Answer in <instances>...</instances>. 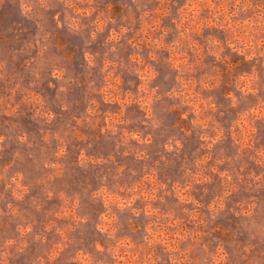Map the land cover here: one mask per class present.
<instances>
[{
	"label": "rangeland",
	"instance_id": "1",
	"mask_svg": "<svg viewBox=\"0 0 264 264\" xmlns=\"http://www.w3.org/2000/svg\"><path fill=\"white\" fill-rule=\"evenodd\" d=\"M0 264H264V0H0Z\"/></svg>",
	"mask_w": 264,
	"mask_h": 264
}]
</instances>
